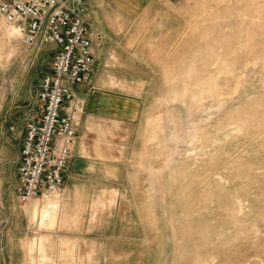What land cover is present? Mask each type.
<instances>
[{
  "label": "rangeland",
  "instance_id": "rangeland-1",
  "mask_svg": "<svg viewBox=\"0 0 264 264\" xmlns=\"http://www.w3.org/2000/svg\"><path fill=\"white\" fill-rule=\"evenodd\" d=\"M145 3L139 117L58 202L0 185V264H264V0ZM54 51L0 24V183Z\"/></svg>",
  "mask_w": 264,
  "mask_h": 264
},
{
  "label": "built area",
  "instance_id": "built-area-1",
  "mask_svg": "<svg viewBox=\"0 0 264 264\" xmlns=\"http://www.w3.org/2000/svg\"><path fill=\"white\" fill-rule=\"evenodd\" d=\"M86 0H0V24L16 26L28 44H54L52 71L40 83L38 114L28 122L22 150L18 200L55 193L64 183L84 100L74 84L87 82L103 36L86 20Z\"/></svg>",
  "mask_w": 264,
  "mask_h": 264
},
{
  "label": "crops",
  "instance_id": "crops-1",
  "mask_svg": "<svg viewBox=\"0 0 264 264\" xmlns=\"http://www.w3.org/2000/svg\"><path fill=\"white\" fill-rule=\"evenodd\" d=\"M147 1L150 0H86L85 2V20L94 34H102L103 40L102 44L98 45L95 37L92 36V48L96 58L94 70L87 82L73 85L74 91L84 100V111L76 128L78 143L73 148L68 161V164L72 162L71 169L76 176L65 178L66 192L75 182L87 179L88 169L110 161L107 156L111 143L106 141L109 134H112L111 126L131 125V122L139 117L140 99L131 90L144 88L146 84L145 76L136 74L135 68L142 65L146 69V64L139 55V16L144 11ZM51 45L55 48L54 44ZM25 133L20 149L14 152L13 156L3 159L6 160L2 170L5 177L0 183L5 191L13 192L17 200L16 187ZM4 149H6L5 145L1 147V155ZM52 194L42 195L52 196L55 200L59 196ZM38 206L37 203L30 204L27 210L30 214H36Z\"/></svg>",
  "mask_w": 264,
  "mask_h": 264
}]
</instances>
